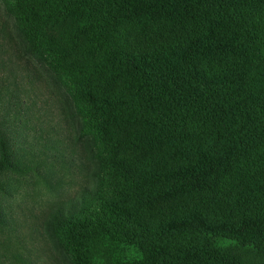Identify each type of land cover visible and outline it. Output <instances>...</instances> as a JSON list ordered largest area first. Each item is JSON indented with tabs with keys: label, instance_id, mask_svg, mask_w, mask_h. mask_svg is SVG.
I'll return each instance as SVG.
<instances>
[{
	"label": "trees",
	"instance_id": "1",
	"mask_svg": "<svg viewBox=\"0 0 264 264\" xmlns=\"http://www.w3.org/2000/svg\"><path fill=\"white\" fill-rule=\"evenodd\" d=\"M0 16V40L63 89L77 127L57 97L81 150L65 167L85 180L65 199L56 159L0 128V198L29 177L55 196L53 263L264 264V0H0ZM1 82L0 106H18ZM12 222L0 206V264H41ZM110 241L134 252L101 261Z\"/></svg>",
	"mask_w": 264,
	"mask_h": 264
},
{
	"label": "rangeland",
	"instance_id": "2",
	"mask_svg": "<svg viewBox=\"0 0 264 264\" xmlns=\"http://www.w3.org/2000/svg\"><path fill=\"white\" fill-rule=\"evenodd\" d=\"M2 20L0 16V22ZM17 39L23 47L21 40L18 37ZM5 49L9 51L5 52ZM1 51L4 52L1 53ZM0 57L5 61L4 67H0V79H3L1 85L10 83V87L16 89V96L19 99L17 100L19 105L15 106L14 99L9 100V96L4 97V101L8 103L4 102L0 106V122H4V124L0 123V128L5 131L6 138L11 140L16 148L31 147L35 154L40 153L43 158L56 159L57 166L61 168L57 172L62 180L58 193L60 198L65 199L68 195H73L85 182L82 172L76 168V165L70 168L65 167L69 159L74 164H79L78 154L81 152L78 146L68 145L69 141L66 140L68 127L65 126L66 123L61 117L57 97L68 110L69 119H72L73 127L69 128L77 130L75 118L70 111V102L63 89L55 87V84L48 86L42 77L31 72V65L25 67L23 59L22 61L15 59L10 42L0 40ZM36 63L44 71V79L47 82L52 81L53 78L51 79L46 68L37 60ZM16 109L19 110L18 115L14 114ZM72 135L75 138V133ZM26 179L29 184L18 189L19 192L10 198H0V206L13 221L11 223L12 238L25 245V248L29 249L27 253L34 259L39 256L38 261L41 264H55L52 257L48 256L49 244L45 243L46 239L43 240L41 237V223L45 211L48 210L55 196L36 185L31 177L22 178L23 181ZM26 189L27 193H25ZM133 252V248L125 244L106 242L103 246L101 261H113L115 258L129 256Z\"/></svg>",
	"mask_w": 264,
	"mask_h": 264
}]
</instances>
